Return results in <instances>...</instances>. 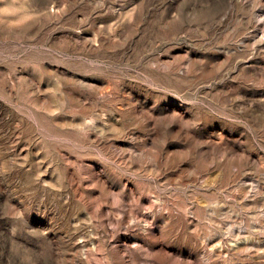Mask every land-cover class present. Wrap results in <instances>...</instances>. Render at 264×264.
<instances>
[{"label": "rangeland", "instance_id": "rangeland-1", "mask_svg": "<svg viewBox=\"0 0 264 264\" xmlns=\"http://www.w3.org/2000/svg\"><path fill=\"white\" fill-rule=\"evenodd\" d=\"M0 264H264V0H0Z\"/></svg>", "mask_w": 264, "mask_h": 264}]
</instances>
